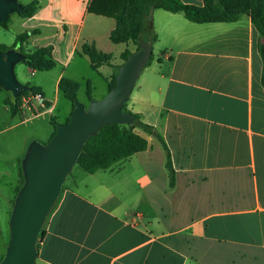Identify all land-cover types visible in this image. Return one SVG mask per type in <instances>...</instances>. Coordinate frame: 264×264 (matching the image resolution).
Instances as JSON below:
<instances>
[{
	"label": "crops",
	"instance_id": "crops-1",
	"mask_svg": "<svg viewBox=\"0 0 264 264\" xmlns=\"http://www.w3.org/2000/svg\"><path fill=\"white\" fill-rule=\"evenodd\" d=\"M34 1L33 16L14 13L16 21L0 27L9 35L4 43L0 33V46L10 49L16 36L27 32L24 53L48 48L56 62L46 75L15 65L18 82L41 95L21 104L18 114H11L0 90V201H8L0 213V259L26 150L33 141L51 138L50 119L58 122L53 115L60 105L63 122L58 124L72 112L58 89L60 80L76 83L66 71L76 58H86L107 92L113 71L106 65L92 69L84 46L109 55L112 66L122 65L126 50L135 52L131 43H120L119 62L112 58L109 44L119 45L110 38L115 23L108 28L109 43H98L94 32L110 18L89 14L91 0L19 3ZM151 20L157 37L152 61L140 73L127 110L154 127L160 140L137 130L148 142L144 152L102 170L91 190L80 191L74 183L63 191L44 222L36 264H264V81L258 33L247 15L197 24L157 9ZM94 90L88 78L77 100L87 105ZM36 122L43 125L39 138ZM161 141L174 171L172 188Z\"/></svg>",
	"mask_w": 264,
	"mask_h": 264
},
{
	"label": "trees",
	"instance_id": "trees-1",
	"mask_svg": "<svg viewBox=\"0 0 264 264\" xmlns=\"http://www.w3.org/2000/svg\"><path fill=\"white\" fill-rule=\"evenodd\" d=\"M21 8L22 10L18 15L22 18H30L36 12L38 3L34 1L26 6L21 5ZM157 9L170 13L183 14L188 21L197 24L229 23L236 21L241 15H247L259 36L258 43L263 64L262 81H264V0H205L203 7L185 5L181 0H91L87 12L114 20L115 28L111 33V41L114 44L131 43L136 47L134 50L136 51L139 48L141 40L151 47L155 43L157 37L152 25L151 12ZM8 19L5 22H0V27L6 28ZM35 33L36 31L32 32V34ZM28 37L29 34L27 32L17 35L14 45L10 48L17 49L20 53L25 55L26 59L21 63L37 72L49 71L54 68L56 62L52 59L50 49L44 48L38 49L30 54L24 53L23 43ZM6 50L8 49L0 48V51ZM83 50L90 61L92 69L95 70L103 65L112 69V82L108 85V93L115 84V75L119 66H112L110 64L111 57L109 55L101 54L88 46H84ZM132 53L133 52L126 50L122 54V61L124 62ZM151 61L152 55L146 66H148ZM25 86L28 88L27 91L21 92L16 98H13L9 92L0 88L1 91L7 94L5 104L9 107L12 115H16L20 112L22 100L24 98L40 95L36 88L30 85ZM58 89L63 94L64 98L71 104L73 110L74 102L77 100L76 93L78 85L62 78L58 84ZM88 97L92 100L89 95ZM123 111L132 116L133 121L130 124L105 125L85 143L75 166L86 174L93 175L98 171L108 169L120 160L144 152L148 147V142L136 132V129H139L148 136L160 140V137L155 133L154 127L142 122L140 115L129 112L127 110V105H124ZM68 121L69 117L65 123ZM50 124L53 127V136L56 132L55 127L58 122L52 118L50 119ZM161 143L166 152L165 166L169 175L168 184L169 187L172 188L175 182L174 171L171 168L168 149L163 141H161ZM20 179V185L14 193L12 208L15 198L24 184L22 162L20 167ZM61 192H63V188ZM9 216L10 213L8 218ZM42 234L43 231L41 230L40 235Z\"/></svg>",
	"mask_w": 264,
	"mask_h": 264
},
{
	"label": "water",
	"instance_id": "water-1",
	"mask_svg": "<svg viewBox=\"0 0 264 264\" xmlns=\"http://www.w3.org/2000/svg\"><path fill=\"white\" fill-rule=\"evenodd\" d=\"M21 10L18 0H0V22ZM151 55L152 47L141 40L139 48L118 67L115 84L103 98L92 99L87 105L76 100L67 123L57 124L55 134L46 143L35 141L28 146L22 161L24 184L10 212L9 237L0 264H36L44 222L85 143L105 125L133 121L123 107ZM25 59L17 49L0 51V88L13 98L28 89L14 73L15 65Z\"/></svg>",
	"mask_w": 264,
	"mask_h": 264
},
{
	"label": "rangeland",
	"instance_id": "rangeland-1",
	"mask_svg": "<svg viewBox=\"0 0 264 264\" xmlns=\"http://www.w3.org/2000/svg\"><path fill=\"white\" fill-rule=\"evenodd\" d=\"M19 2L24 3L25 0H19ZM16 17H17L16 15H11L9 19H10V21H16L15 20ZM101 21H102L103 26H101L99 29L95 30V32H94L96 34V39L100 45L104 44V43H109L107 38H106L107 34L109 32L108 28L110 25L111 26L114 25V22L111 19H103ZM86 31L87 30H85V33H86ZM0 33H1V40H2V42L5 43V40L9 35L7 34V32L1 31V29H0ZM109 45L113 48H111V50H108V52H111L110 54H111L112 58L114 60H116L117 62H119V52H121L123 50L124 46L121 44H119V45L109 44ZM0 48L3 49L5 47L0 46ZM135 48L136 47L133 46V49H135ZM20 65H21V63H18L16 67H23ZM40 75H46V72H41ZM65 77L72 78V80H76L75 82L79 88V92H78L79 93V99L83 98L81 96L80 92L83 89H85L86 81L88 78L91 79V81L94 83L95 88H96V90H94V92H93L94 99H101L107 94V92L104 89V85H103L104 81H103L102 77L99 74L97 75L90 70L88 60L86 58H84L82 61L80 60V58H76V60L73 62L70 69L68 71H66ZM19 82L21 83V81H19ZM110 82H112V75L110 77ZM21 84H23V83H21ZM128 102L126 103V105H128ZM61 106L62 105H60L58 107L59 109H57V111L54 112V115H53V116H56L58 118L57 119L58 122H63L62 121L63 119L61 117L62 115L60 114V111L63 108ZM36 123L34 124L33 131L36 132V137L39 138V136H40L39 132H41L43 125H41L39 122H36ZM137 130H139V129H136V131ZM24 133H25V131H24ZM33 142H35V141H33ZM101 175H102V171H98L94 175H89V174H86L84 171H82L77 166H74L71 173L67 176V178L63 184V187H62L63 191H65L67 189H71L74 186V183H76V186L79 188L80 191L91 190L96 185L95 181L98 180ZM13 193L14 192H9L7 194V196L11 197L13 195ZM61 193H63V192H61ZM60 196H61V194H60ZM59 198L57 199L56 203L58 202ZM6 202H8V201H0V213H2L4 211L3 205ZM56 203H55V205H56Z\"/></svg>",
	"mask_w": 264,
	"mask_h": 264
},
{
	"label": "built area",
	"instance_id": "built-area-1",
	"mask_svg": "<svg viewBox=\"0 0 264 264\" xmlns=\"http://www.w3.org/2000/svg\"><path fill=\"white\" fill-rule=\"evenodd\" d=\"M38 100V99H41V96L40 95H35V96H29V97H26L22 100V104L24 106H27V104L31 101V100Z\"/></svg>",
	"mask_w": 264,
	"mask_h": 264
}]
</instances>
